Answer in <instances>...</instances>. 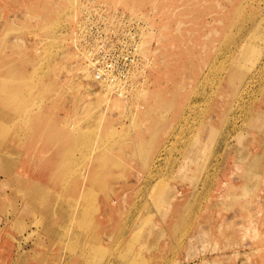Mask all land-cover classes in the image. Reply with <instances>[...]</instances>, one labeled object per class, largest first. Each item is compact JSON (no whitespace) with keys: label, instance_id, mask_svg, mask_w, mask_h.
<instances>
[{"label":"rangeland","instance_id":"rangeland-1","mask_svg":"<svg viewBox=\"0 0 264 264\" xmlns=\"http://www.w3.org/2000/svg\"><path fill=\"white\" fill-rule=\"evenodd\" d=\"M78 1L0 0V264H264V0H102L144 26L123 99Z\"/></svg>","mask_w":264,"mask_h":264},{"label":"built area","instance_id":"built-area-1","mask_svg":"<svg viewBox=\"0 0 264 264\" xmlns=\"http://www.w3.org/2000/svg\"><path fill=\"white\" fill-rule=\"evenodd\" d=\"M143 22L110 9L102 0H79L69 38L91 79L110 95L127 98L142 63Z\"/></svg>","mask_w":264,"mask_h":264},{"label":"bare ground","instance_id":"bare-ground-1","mask_svg":"<svg viewBox=\"0 0 264 264\" xmlns=\"http://www.w3.org/2000/svg\"><path fill=\"white\" fill-rule=\"evenodd\" d=\"M145 30V29H144ZM150 30V29H149ZM148 30V31H149ZM151 32V31H150ZM146 36V35H145ZM167 40H169V39H167ZM144 41V40H143ZM143 45H144V42L142 43ZM179 45H180V43H179ZM176 48V47H175ZM240 51V50H239ZM164 53V52H163ZM153 54V53H152ZM237 59V58H236ZM241 59H243V58H241ZM161 61V60H160ZM159 62V61H158ZM241 62V61H240ZM181 68V67H180ZM181 71H182V69H181ZM180 70H179V72H181ZM184 73V72H183ZM167 84V83H166ZM136 90V89H135ZM170 90V89H169ZM140 92H141V90H140ZM138 93L139 95L141 94V93ZM137 93V92H136ZM142 93H143V91H142ZM172 94V93H171ZM172 96H174V95H172ZM140 97V96H139ZM144 97V96H143ZM174 98V97H173ZM145 101V100H144ZM151 104V103H150ZM147 107H148V105H147ZM9 120V119H8ZM5 156V155H4ZM177 194V193H176ZM178 195V194H177ZM172 199H173V201H174V196H172Z\"/></svg>","mask_w":264,"mask_h":264}]
</instances>
